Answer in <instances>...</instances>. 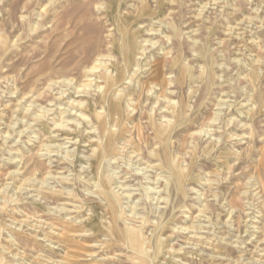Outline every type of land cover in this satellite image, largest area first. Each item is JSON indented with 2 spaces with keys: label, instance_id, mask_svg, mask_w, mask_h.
Wrapping results in <instances>:
<instances>
[{
  "label": "rangeland",
  "instance_id": "1",
  "mask_svg": "<svg viewBox=\"0 0 264 264\" xmlns=\"http://www.w3.org/2000/svg\"><path fill=\"white\" fill-rule=\"evenodd\" d=\"M0 264H264V0H0Z\"/></svg>",
  "mask_w": 264,
  "mask_h": 264
},
{
  "label": "bare ground",
  "instance_id": "2",
  "mask_svg": "<svg viewBox=\"0 0 264 264\" xmlns=\"http://www.w3.org/2000/svg\"><path fill=\"white\" fill-rule=\"evenodd\" d=\"M101 6H103L102 4H101ZM118 15H120V12H119V14ZM119 21H120V16H119ZM124 24V23H123ZM149 30H151V29H149ZM156 30V29H155ZM150 33V32H149ZM152 35V34H151ZM156 37H158V36H156ZM127 43V42H126ZM130 53V52H129ZM124 59V58H123ZM99 61V60H98ZM113 66V65H112ZM126 66V65H125ZM128 66V65H127ZM129 66H130V64H129ZM127 69V68H126ZM98 70H99V68H98ZM115 70V69H114ZM108 71V70H107ZM160 72V71H159ZM159 72H158V75H159ZM117 73V72H116ZM97 76H98V74H97ZM112 76L110 75V74H104L103 75V79L106 81V84H105V86L104 87H102L101 89H100V94H101V97H103V101H105L106 102V106L99 112V114H97V116H98V119H104L103 120V123H104V125H105V127L106 128H108V123L109 122H111V120H112V118H113V116H121L123 113H124V108L122 107V104L120 103V99H119V97H118V93H116L115 91L114 92H112V93H110V95H108L107 96V91H108V86H109V84L111 83L112 84ZM158 78H159V76H158ZM92 81V80H91ZM118 85V84H117ZM62 96V95H61ZM138 97V96H137ZM62 101V100H61ZM64 103V102H63ZM66 104V103H65ZM76 104V103H75ZM78 106H79V104H77ZM63 106V105H62ZM66 106V105H65ZM69 106V105H68ZM61 107V106H60ZM229 107V106H228ZM65 108V107H64ZM74 108V107H73ZM129 108V107H128ZM133 109V108H132ZM68 110H69V107H68ZM74 110H76L75 108H74ZM65 111V110H64ZM132 111H134V110H129L128 111V114H127V117H132L133 115H131V113L130 112H132ZM77 112V111H76ZM80 112H82V111H80ZM72 113V112H71ZM75 113V112H74ZM84 115V114H83ZM82 117V116H81ZM84 117V116H83ZM86 117V116H85ZM126 117V118H127ZM150 118L152 119V116H150ZM85 119V118H84ZM69 122V121H68ZM125 122H127V120L125 121ZM61 123V122H60ZM215 123V122H214ZM63 125V124H62ZM114 130V129H113ZM201 132V131H200ZM204 132V131H203ZM202 132V133H203ZM108 133V135H107V140L110 142V136H112L113 134L109 131V132H107ZM106 134V133H105ZM204 135H212V132L210 133V131H206V132H204L203 133ZM110 135V136H109ZM211 137V136H210ZM108 142V143H109ZM105 145V144H104ZM103 149V148H102ZM103 151V150H102ZM99 152V151H98ZM136 154V153H135ZM132 155V154H131ZM138 156V155H137ZM135 157V156H134ZM142 159H143V157H142ZM136 160H139V158H137ZM130 162V161H129ZM115 172V171H114ZM106 177H109L110 178V175H109V173L106 175ZM109 182H110V179H109ZM101 185H103L104 187H103V189H104V191H107V193L109 192V193H111L112 194V196H113V199H115L117 202H118V199L120 200L121 198H120V194L122 195V196H127V197H129V196H131V195H129V193H126V192H124L125 190H127V189H125L124 187H123V185L121 186H119V190L121 191L120 192V194L118 193V191L116 192V191H114V189H111V190H109V187H110V185L108 186H106L105 184H102L101 183ZM149 190H151L152 192H158L159 193V191L157 190V187L155 186V187H153V188H149ZM129 192V191H128ZM106 193V192H105ZM108 193V194H109ZM131 194V193H130ZM133 194V193H132ZM110 197V196H109ZM129 199V198H128ZM157 202V201H156ZM130 203V202H129ZM116 204V203H115ZM133 207V206H132ZM132 213V212H131ZM125 235H126V237L128 236V237H132V235L134 236V233L132 232V231H127V233H125ZM159 242V241H158ZM157 242V243H158ZM154 245V244H153ZM154 262V261H153Z\"/></svg>",
  "mask_w": 264,
  "mask_h": 264
}]
</instances>
